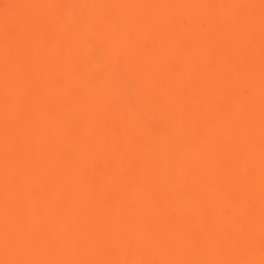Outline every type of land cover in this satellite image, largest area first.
<instances>
[{"label":"bare ground","instance_id":"1","mask_svg":"<svg viewBox=\"0 0 264 264\" xmlns=\"http://www.w3.org/2000/svg\"><path fill=\"white\" fill-rule=\"evenodd\" d=\"M0 264H264V0H0Z\"/></svg>","mask_w":264,"mask_h":264}]
</instances>
